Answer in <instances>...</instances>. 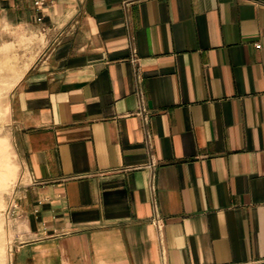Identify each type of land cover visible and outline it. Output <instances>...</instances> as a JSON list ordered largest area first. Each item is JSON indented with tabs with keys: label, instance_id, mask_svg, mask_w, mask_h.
<instances>
[{
	"label": "crops",
	"instance_id": "0c3cea01",
	"mask_svg": "<svg viewBox=\"0 0 264 264\" xmlns=\"http://www.w3.org/2000/svg\"><path fill=\"white\" fill-rule=\"evenodd\" d=\"M5 27L41 42L11 264H264V0H0Z\"/></svg>",
	"mask_w": 264,
	"mask_h": 264
},
{
	"label": "rangeland",
	"instance_id": "374dc122",
	"mask_svg": "<svg viewBox=\"0 0 264 264\" xmlns=\"http://www.w3.org/2000/svg\"><path fill=\"white\" fill-rule=\"evenodd\" d=\"M0 37V264H11L15 247L26 236L15 213L21 167L10 138L9 94L17 77L34 60L37 50L32 52V48L38 49L41 42L40 34H25L24 30L17 33L6 27Z\"/></svg>",
	"mask_w": 264,
	"mask_h": 264
},
{
	"label": "built area",
	"instance_id": "2783aa9c",
	"mask_svg": "<svg viewBox=\"0 0 264 264\" xmlns=\"http://www.w3.org/2000/svg\"><path fill=\"white\" fill-rule=\"evenodd\" d=\"M46 1H47V0H33L34 5H35L36 8L39 9V10H42V9L45 7ZM257 46H259V44H257ZM139 113L143 115V118H144L145 122H147L149 116H148V112H147L146 108L143 106V104H142V106L140 107ZM154 222H155L158 226H160L161 223H162V219H161L158 215H156L155 218H154Z\"/></svg>",
	"mask_w": 264,
	"mask_h": 264
},
{
	"label": "bare ground",
	"instance_id": "6f19581e",
	"mask_svg": "<svg viewBox=\"0 0 264 264\" xmlns=\"http://www.w3.org/2000/svg\"><path fill=\"white\" fill-rule=\"evenodd\" d=\"M19 77H20V76H19ZM19 77H17V79H19ZM15 78H16V77H15ZM4 84H5V83H4ZM14 84H15V83H14ZM10 86H11V84H10ZM10 86H9V87H10ZM9 87H8V88H9ZM0 88H1V87H0ZM8 88H7V89H8ZM2 89H3V88H2ZM4 91H5V90H4ZM0 106H1V105H0Z\"/></svg>",
	"mask_w": 264,
	"mask_h": 264
}]
</instances>
